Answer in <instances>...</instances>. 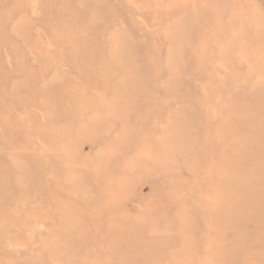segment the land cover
Returning a JSON list of instances; mask_svg holds the SVG:
<instances>
[{
	"label": "rangeland",
	"instance_id": "obj_1",
	"mask_svg": "<svg viewBox=\"0 0 264 264\" xmlns=\"http://www.w3.org/2000/svg\"><path fill=\"white\" fill-rule=\"evenodd\" d=\"M0 264H264V0H0Z\"/></svg>",
	"mask_w": 264,
	"mask_h": 264
}]
</instances>
